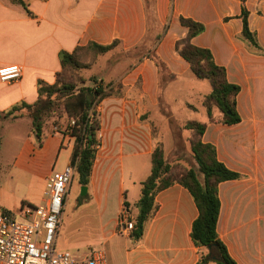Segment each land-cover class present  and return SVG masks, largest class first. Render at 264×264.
<instances>
[{
  "label": "crops",
  "instance_id": "crops-1",
  "mask_svg": "<svg viewBox=\"0 0 264 264\" xmlns=\"http://www.w3.org/2000/svg\"><path fill=\"white\" fill-rule=\"evenodd\" d=\"M21 1L24 5L0 0V66L21 67L18 79L0 82V133L27 118L4 117L5 111L21 102H35L39 82H55L61 51L117 41L98 57L111 54L112 66L121 64L119 68L101 75L92 70L95 63L84 70L87 78L120 84L119 94L102 99L96 107L100 144L85 195L90 204L86 217L96 236L94 247L105 249L108 264H195L200 252L208 250L197 247L191 238L198 209L189 190L179 183L155 194L156 209L140 240L120 226L127 216L125 208L132 217L136 215L141 182L151 170L156 140L150 112L159 103L161 78L202 84L194 82L200 78L175 49L176 41L187 33L179 18L203 24L204 30L191 43L209 49L214 62L225 69L227 81L239 86L238 122L209 121L204 109L196 119L206 123L202 142L211 144L216 158L239 174L218 184L216 233L236 264H264V52L252 49L241 37L244 6L248 28L264 50V0H154L159 30L164 32L154 51L166 66L164 75L152 59L135 52L147 34L144 0ZM210 88L209 84L195 91L187 86L199 102ZM191 107L195 106L186 105L187 110ZM22 136L7 177L0 182V212L12 215L18 200L29 206L44 203L48 176L70 163L74 144L69 133L55 130L49 122L37 139L29 120ZM60 229L59 220L57 241L63 237Z\"/></svg>",
  "mask_w": 264,
  "mask_h": 264
},
{
  "label": "trees",
  "instance_id": "trees-1",
  "mask_svg": "<svg viewBox=\"0 0 264 264\" xmlns=\"http://www.w3.org/2000/svg\"><path fill=\"white\" fill-rule=\"evenodd\" d=\"M14 1L23 4L21 0ZM144 5L147 34L143 45L139 46L135 52L152 59L159 73L164 75L166 66L154 51V45L161 39L164 32L159 30L154 0H144ZM179 19L180 23L187 28V33L185 37L176 41L175 49L188 62L192 74L207 80L210 84L209 93L205 94L201 101L208 120L227 124L238 122L240 117L236 110L235 98L239 86L227 81L225 69L214 62L209 49L197 47L191 43V38L204 30L203 24L182 16ZM241 19L242 39L252 49L264 52L255 34L248 28L247 11L244 6L241 10ZM116 44V40L105 45L88 43L70 53L61 51L59 53L61 70L57 73L55 82L52 84L39 82L38 99L35 102L31 104L21 102L13 105L3 114L4 117L12 118L27 116L35 137L39 139L47 118L53 111L62 107L69 119L67 130L74 138L70 164L74 167L80 185L89 183L94 155L100 144L96 107L102 99L119 94V89L116 88L120 87V84L105 82L97 76L83 78L77 70L84 66L79 64L75 55L82 47H90L96 54H101L109 51ZM214 111H218L219 115L215 116ZM70 121L74 123L70 125ZM205 125V122L196 119L185 121L184 128L189 129L192 134L190 139L192 161L188 167L178 172L164 156L160 144L155 145L151 153L150 173L141 182L140 196L135 203L136 215L132 217L130 211L125 208L127 218L129 220L132 218L133 221L129 234L135 241L141 239L146 222L156 209L155 194L173 183H179L189 190L198 209V215L191 226V238L197 247L208 249L206 252H200L195 264L209 262L236 264L216 233L220 205L217 188L221 181L237 178L239 174L229 170L216 158L215 148L211 144L202 142L201 136ZM214 256H219V259H215Z\"/></svg>",
  "mask_w": 264,
  "mask_h": 264
},
{
  "label": "rangeland",
  "instance_id": "rangeland-1",
  "mask_svg": "<svg viewBox=\"0 0 264 264\" xmlns=\"http://www.w3.org/2000/svg\"><path fill=\"white\" fill-rule=\"evenodd\" d=\"M99 54H96L90 47H82L76 52V59L81 64L82 68L77 72L83 78L85 69L93 67V71H100L102 74H108L111 71H115L120 65L112 66L111 54H104L100 58ZM194 82H200L201 85L191 84L195 91L201 89H207L209 83L204 79H194ZM204 84V85H203ZM80 85V84H79ZM191 85L183 79L177 80H164L161 78L158 88L159 103L154 107L150 116L154 119V132L156 144H160L164 156L172 164L173 169L178 172L182 168H186L190 165L191 151H190V139L191 131L184 128V123L188 120L187 117H193V119H200L202 114L200 113L204 107L201 101H198L196 95H191L187 89ZM192 104L195 107L187 110L186 105ZM27 117V116H26ZM18 126L11 127L4 132L0 133V182L4 177H7V169L11 165L12 160L19 148L22 134L28 126L29 118L20 120ZM55 125V130L68 132L67 127L69 119L66 116L62 107H59L51 113L47 118V121ZM71 122V121H70ZM70 125H72L70 123ZM14 183V181L10 180ZM81 186L77 180L76 172L70 180L66 201L63 203L62 212L60 214V232L63 237L60 236L59 240H55V246L58 249H66L72 252L78 257H83L88 254L91 247H94L96 242L95 234L90 230V218L86 217L87 209L90 204L85 197L87 192L81 193ZM131 198V197H130ZM26 205L21 200L17 201V210L13 212V216L16 220H24L20 215L22 206ZM68 241L66 246H63L64 240Z\"/></svg>",
  "mask_w": 264,
  "mask_h": 264
},
{
  "label": "built area",
  "instance_id": "built-area-1",
  "mask_svg": "<svg viewBox=\"0 0 264 264\" xmlns=\"http://www.w3.org/2000/svg\"><path fill=\"white\" fill-rule=\"evenodd\" d=\"M20 74L21 67L17 64L0 66V82L16 80ZM73 172L70 163L60 171H53L47 178L44 203L22 206L20 215L24 220L0 212V264H108L102 246L90 248L83 257L55 246L60 214ZM120 226L130 230L133 221L126 216Z\"/></svg>",
  "mask_w": 264,
  "mask_h": 264
},
{
  "label": "water",
  "instance_id": "water-1",
  "mask_svg": "<svg viewBox=\"0 0 264 264\" xmlns=\"http://www.w3.org/2000/svg\"><path fill=\"white\" fill-rule=\"evenodd\" d=\"M86 185L81 186V193L84 194L86 192ZM215 259H219V256H214Z\"/></svg>",
  "mask_w": 264,
  "mask_h": 264
}]
</instances>
